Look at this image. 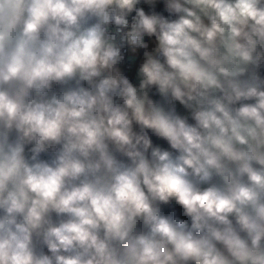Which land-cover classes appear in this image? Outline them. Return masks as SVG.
I'll return each instance as SVG.
<instances>
[{
	"label": "clouds",
	"instance_id": "9594fccd",
	"mask_svg": "<svg viewBox=\"0 0 264 264\" xmlns=\"http://www.w3.org/2000/svg\"><path fill=\"white\" fill-rule=\"evenodd\" d=\"M0 264H264V0H0Z\"/></svg>",
	"mask_w": 264,
	"mask_h": 264
}]
</instances>
